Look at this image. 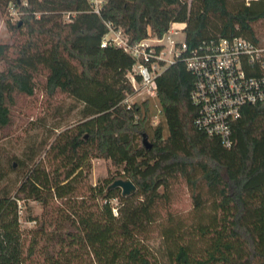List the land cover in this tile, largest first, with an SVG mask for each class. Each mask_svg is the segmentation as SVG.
Segmentation results:
<instances>
[{"label":"trees","instance_id":"16d2710c","mask_svg":"<svg viewBox=\"0 0 264 264\" xmlns=\"http://www.w3.org/2000/svg\"><path fill=\"white\" fill-rule=\"evenodd\" d=\"M9 7L19 20L5 22L14 38L0 44V126L16 96L33 95L38 78L47 97L82 108L80 120L55 134L26 170L15 195L0 197V264H24L19 201L42 210L40 219L28 220L35 228L25 249L42 264H67L76 250L90 264H264V105L242 107L233 145L224 148L194 124V79L181 58L155 81L162 120L150 128L146 107L122 104L132 93L126 72L135 61L120 48H101L105 22L130 45L161 38L171 24L184 25L189 51L215 38L258 41L254 24L264 21V0H106L100 15L86 0H0L1 14ZM65 13L73 14L68 22ZM143 134L150 149L136 141ZM93 159L121 168L136 193L110 189L114 179L89 186ZM178 181L194 212L211 213L188 234L169 212ZM153 228L166 245L164 259L145 246ZM194 240L202 244L197 251Z\"/></svg>","mask_w":264,"mask_h":264},{"label":"built area","instance_id":"2783aa9c","mask_svg":"<svg viewBox=\"0 0 264 264\" xmlns=\"http://www.w3.org/2000/svg\"><path fill=\"white\" fill-rule=\"evenodd\" d=\"M105 1L87 0V3L96 15H100ZM7 12L15 14L12 7ZM72 15L63 14V21L68 22ZM180 25L171 24L161 38L150 36L130 45L122 30L105 22L108 33L101 48H120L135 61L126 72L132 93L122 104L130 107L139 93L156 98V79L168 66L183 58L194 79L191 102L197 109L196 128L209 137L219 138L222 146L230 149L232 123L240 118L242 107L264 105V43L242 37L215 38L189 51L185 41L178 43L172 38L180 34L181 31L175 29Z\"/></svg>","mask_w":264,"mask_h":264},{"label":"rangeland","instance_id":"374dc122","mask_svg":"<svg viewBox=\"0 0 264 264\" xmlns=\"http://www.w3.org/2000/svg\"><path fill=\"white\" fill-rule=\"evenodd\" d=\"M87 1V0H86ZM14 23L19 20L18 13L10 15L7 11L0 13V44L10 45L13 35L7 31L5 22ZM181 31L180 34L172 38L182 43L185 41L182 32L183 25L175 28ZM174 29V30H175ZM256 38L264 43V21L254 24ZM2 66H0V69ZM34 93L30 97L16 96L15 102L9 108V121L0 126V197H13L21 182L26 170L42 159L43 151L54 135L63 128L80 120L81 105L70 99L61 96L53 98L47 97L44 93L43 79H36ZM133 103L140 106L143 112L145 107L148 113L146 123L150 128L156 127L162 120L161 106L157 98H147L143 93H139L133 98ZM145 114V113H144ZM150 140V139H149ZM143 145L142 137L136 140ZM125 179L122 177V169L115 167L110 161L93 159L90 161V171L86 175L89 186H104L105 180ZM170 211L174 214L175 225L181 227L185 233H191L193 227L207 223L210 220V209L206 208L201 213L194 212L189 192L182 182H175L170 189ZM18 224L23 231L19 240L22 249L24 264H42L37 253L33 256L27 255L25 249L32 236L35 225L28 221L29 218L40 219L42 210L40 206L32 201H19ZM117 201L112 202L116 208ZM161 226L165 225V213L161 214ZM188 238V235H186ZM193 250L197 251L202 244L196 240L191 242ZM145 246L153 254H157L164 259L166 245L161 240L158 229L153 228L150 239L145 242ZM75 258L67 259V264H90L89 259L82 250H76Z\"/></svg>","mask_w":264,"mask_h":264},{"label":"water","instance_id":"95a60500","mask_svg":"<svg viewBox=\"0 0 264 264\" xmlns=\"http://www.w3.org/2000/svg\"><path fill=\"white\" fill-rule=\"evenodd\" d=\"M142 143L143 145L147 148L150 149L149 143H148V137L146 134L142 135ZM110 189H121L122 190V196L126 197V196H132L136 193L137 189L136 187L133 185V183L129 180V179H119L114 181L110 187Z\"/></svg>","mask_w":264,"mask_h":264}]
</instances>
